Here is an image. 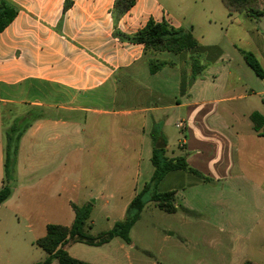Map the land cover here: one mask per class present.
Here are the masks:
<instances>
[{
    "label": "crops",
    "instance_id": "1",
    "mask_svg": "<svg viewBox=\"0 0 264 264\" xmlns=\"http://www.w3.org/2000/svg\"><path fill=\"white\" fill-rule=\"evenodd\" d=\"M6 1L17 14L0 32V190L6 132L24 117L29 127L0 206V264L42 262L37 240L72 225V203L128 208L153 176V150L174 137L166 157L201 176L171 171L151 192L173 194L185 231L213 249L229 240L251 262L264 233V125L251 119L264 118V78L243 52L264 70V0L258 18L222 0H135L127 11L121 0ZM150 20L198 45L147 50L130 38Z\"/></svg>",
    "mask_w": 264,
    "mask_h": 264
},
{
    "label": "trees",
    "instance_id": "2",
    "mask_svg": "<svg viewBox=\"0 0 264 264\" xmlns=\"http://www.w3.org/2000/svg\"><path fill=\"white\" fill-rule=\"evenodd\" d=\"M225 7L232 15L235 12L246 13L252 18L262 16L259 10V0H222ZM124 10L127 11L135 4V0H121ZM16 10L9 6L6 0H0V32H2L16 17ZM132 41L143 43L147 50L168 51L180 53L198 45L197 40L190 31L175 29L167 22L157 23L150 20L145 28L130 38ZM245 61L255 74L261 79L264 78V70L254 54L243 52ZM196 66V65H195ZM156 67V66H154ZM153 71L154 68H153ZM28 117L17 120L6 132L5 144V180L4 186L0 190V206L9 198L13 183L16 180L17 156L19 143L22 135L29 127ZM255 130L259 131L264 125V118L260 113L255 112L251 115ZM164 149H154L152 164L154 173L151 180L146 183L144 188L135 196L129 205L131 215L123 222H119L116 227L98 237H93L88 230L92 229L91 216L94 208V201H89L81 206L72 204L75 218L71 226L49 224L47 234L38 239L36 244L47 254V258L37 264H51L57 260L58 264H92L72 257L66 250L70 243H82L93 247H99L110 243L115 237H121L127 244L131 245L130 232L133 225L139 220L147 202H153L165 212L173 213L177 211L175 200L172 193L151 192L171 171L184 170L195 175L201 174L191 168L185 157L168 158L165 156ZM147 197L148 201H145ZM245 264H253L247 261Z\"/></svg>",
    "mask_w": 264,
    "mask_h": 264
},
{
    "label": "rangeland",
    "instance_id": "3",
    "mask_svg": "<svg viewBox=\"0 0 264 264\" xmlns=\"http://www.w3.org/2000/svg\"><path fill=\"white\" fill-rule=\"evenodd\" d=\"M168 144L165 156H170L172 151L177 152L176 137L170 138ZM147 199L145 197V201ZM83 203L75 205L81 206ZM123 205L125 203L121 202L109 206L104 202L94 204L91 216L93 227L88 230L89 234L98 237L128 219L131 211ZM179 216L166 213L155 203L147 202L141 217L131 229V245L121 237H115L110 243L99 247L70 242L66 250L72 257L92 264H244L247 261L243 255L234 252L229 240L223 242L220 248L213 249L201 240V233L189 231L191 229L185 231ZM182 235L190 236L192 240L182 242ZM257 236L253 247L247 252L252 263L264 264V233ZM43 257L47 258L44 252Z\"/></svg>",
    "mask_w": 264,
    "mask_h": 264
},
{
    "label": "water",
    "instance_id": "4",
    "mask_svg": "<svg viewBox=\"0 0 264 264\" xmlns=\"http://www.w3.org/2000/svg\"><path fill=\"white\" fill-rule=\"evenodd\" d=\"M156 148H157V149H163V148H165V144H161V145L158 144V145L156 146Z\"/></svg>",
    "mask_w": 264,
    "mask_h": 264
},
{
    "label": "built area",
    "instance_id": "5",
    "mask_svg": "<svg viewBox=\"0 0 264 264\" xmlns=\"http://www.w3.org/2000/svg\"><path fill=\"white\" fill-rule=\"evenodd\" d=\"M178 127H181V125H179Z\"/></svg>",
    "mask_w": 264,
    "mask_h": 264
}]
</instances>
